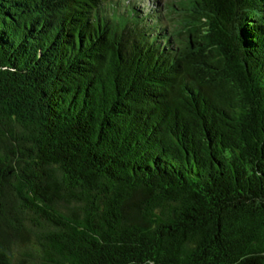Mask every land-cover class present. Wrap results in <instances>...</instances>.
I'll list each match as a JSON object with an SVG mask.
<instances>
[{
  "label": "trees",
  "instance_id": "1",
  "mask_svg": "<svg viewBox=\"0 0 264 264\" xmlns=\"http://www.w3.org/2000/svg\"><path fill=\"white\" fill-rule=\"evenodd\" d=\"M0 0V264H264V0Z\"/></svg>",
  "mask_w": 264,
  "mask_h": 264
},
{
  "label": "rangeland",
  "instance_id": "2",
  "mask_svg": "<svg viewBox=\"0 0 264 264\" xmlns=\"http://www.w3.org/2000/svg\"><path fill=\"white\" fill-rule=\"evenodd\" d=\"M164 2H165V0H162V1H161V4L163 5V7H164Z\"/></svg>",
  "mask_w": 264,
  "mask_h": 264
}]
</instances>
